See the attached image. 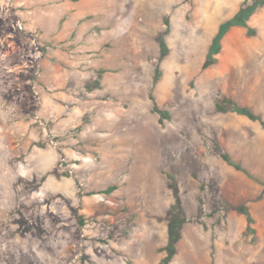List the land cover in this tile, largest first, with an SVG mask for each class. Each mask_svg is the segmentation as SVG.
<instances>
[{
	"label": "rangeland",
	"instance_id": "374dc122",
	"mask_svg": "<svg viewBox=\"0 0 264 264\" xmlns=\"http://www.w3.org/2000/svg\"><path fill=\"white\" fill-rule=\"evenodd\" d=\"M246 1L0 0V264H264V8L203 69Z\"/></svg>",
	"mask_w": 264,
	"mask_h": 264
},
{
	"label": "trees",
	"instance_id": "16d2710c",
	"mask_svg": "<svg viewBox=\"0 0 264 264\" xmlns=\"http://www.w3.org/2000/svg\"><path fill=\"white\" fill-rule=\"evenodd\" d=\"M250 0H247L246 3L239 9V11L228 21L222 23L219 27V30L214 37L209 49L208 53L205 59V62L203 64V69L206 70L212 65H215L218 60L215 58L216 55L220 54L222 50V40L227 35V33L234 27H241L247 29V34L249 37H253L256 35V31L251 28L248 24L249 20L252 16H254L259 9L264 8V0H252V3L249 4ZM161 48H162V55L161 59H163L167 55V49H166V43L163 39L160 40ZM157 81V79H156ZM228 103L232 104L228 100ZM226 102V103H227ZM218 108L221 111L225 110L224 106L218 105ZM233 110L239 114L248 116L251 120H257L258 118L251 112L248 108H242L239 106H234ZM264 125V122H263ZM227 162L231 163L237 170H242L241 166L233 163L230 161L229 157L225 156L224 158ZM115 187H111L108 190L102 192V193H111ZM248 224L252 223V218L250 215L247 217ZM180 239V229H174V227L171 224V228L169 230V242L166 247L167 256L164 259V264H169L173 256L176 254V244Z\"/></svg>",
	"mask_w": 264,
	"mask_h": 264
},
{
	"label": "built area",
	"instance_id": "2783aa9c",
	"mask_svg": "<svg viewBox=\"0 0 264 264\" xmlns=\"http://www.w3.org/2000/svg\"><path fill=\"white\" fill-rule=\"evenodd\" d=\"M8 1H11V0H8ZM16 25L19 29H21V30L23 29V25H22L21 21H18Z\"/></svg>",
	"mask_w": 264,
	"mask_h": 264
}]
</instances>
